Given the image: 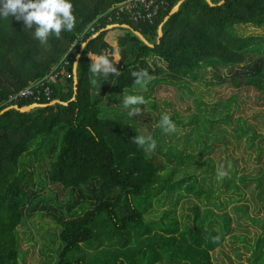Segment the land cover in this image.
Listing matches in <instances>:
<instances>
[{
  "label": "trees",
  "instance_id": "1",
  "mask_svg": "<svg viewBox=\"0 0 264 264\" xmlns=\"http://www.w3.org/2000/svg\"><path fill=\"white\" fill-rule=\"evenodd\" d=\"M124 1L72 0L74 29L62 31L59 38L49 36L45 44L34 38V29L25 27L22 20L0 18V264L24 262L18 227L37 212H48L59 227L55 264H213L215 250L225 243L228 232L205 228L209 210L200 218L199 209H194L193 226L182 230L175 219L171 224L146 220L154 201L176 206L185 196L205 192L196 176L179 178L190 158L162 139L159 120L168 113L148 102L141 105L138 121L125 113L120 101L125 92L145 96L134 87L131 76L143 68L149 70L153 84L229 83L237 90L252 87L264 94V36L243 38L235 33L239 25L264 27V0H211L213 7L205 0H185L164 24L161 39L159 26L182 0H166L168 6L152 24L127 17L108 21L110 11ZM111 25L130 26L153 47L144 45L130 30H108ZM113 53L119 55L115 66L121 75L95 76L90 71L93 58H111ZM67 54L68 66L51 85L50 100L41 95L39 101L8 104L10 95L45 80ZM151 57L166 69L151 65ZM75 63L77 94L70 102L75 93ZM55 100L70 103L29 113L5 111ZM174 116L170 115L179 125ZM152 125L157 148L147 152L132 139L148 135ZM28 154L41 164L37 179L24 169ZM49 186L57 192L50 189L48 195L39 194ZM61 191L66 193L65 202L59 200ZM256 197L264 203L261 192ZM247 210L246 205L234 208L253 220ZM224 218L229 231L232 220L227 214ZM217 236L220 239L215 241Z\"/></svg>",
  "mask_w": 264,
  "mask_h": 264
},
{
  "label": "rangeland",
  "instance_id": "2",
  "mask_svg": "<svg viewBox=\"0 0 264 264\" xmlns=\"http://www.w3.org/2000/svg\"><path fill=\"white\" fill-rule=\"evenodd\" d=\"M235 33L243 38L263 37L264 27L239 25L235 27ZM112 41L115 43V38ZM148 61L166 69V65L155 57ZM144 93L149 103L175 115L181 122L176 124L177 131L169 137L162 131V139L178 151H185L186 158H190L179 178L196 176L206 194L185 196L176 206L154 201L146 220L171 224L175 219L182 230L184 226H193L194 209H199L200 218L209 210L210 222L206 224V230L218 234L228 232L223 247L214 252L213 264H264V203L258 202L256 197L259 192L264 196V94L252 87L237 90L229 83L191 81L150 82ZM154 127L152 125L148 134L152 138ZM221 164L226 168L231 166L228 176L223 179L217 177ZM24 169L34 173V179H37L41 164L34 159V154L26 155ZM50 189L57 192L49 186L39 194L48 195ZM60 193L59 200L65 202L66 193ZM243 205L248 207L247 216L253 220L234 211ZM48 214L37 212L18 227L25 254V260L20 264L56 263L59 227ZM225 214L232 220L229 231L224 225Z\"/></svg>",
  "mask_w": 264,
  "mask_h": 264
},
{
  "label": "clouds",
  "instance_id": "3",
  "mask_svg": "<svg viewBox=\"0 0 264 264\" xmlns=\"http://www.w3.org/2000/svg\"><path fill=\"white\" fill-rule=\"evenodd\" d=\"M7 17L22 20L25 27L34 29L33 36L41 44H45L51 35L59 38L62 31L71 32L76 24L72 0H0V18ZM118 61V53H113L111 58L108 55H99L93 58L90 71L97 77H119L121 71L115 66ZM131 76L134 78V87L140 92L146 91L153 79L147 68L134 70ZM120 103L123 109L127 110L128 116L134 117L142 113L141 105L147 106L148 101L143 94L125 92ZM158 126L167 134L177 131L176 123L168 114L160 116ZM132 143L147 152L157 148L156 140L150 135L137 134L133 137ZM230 167L228 165L226 168L221 164L217 170V177L219 179L227 177ZM213 239L218 241L220 238L217 236Z\"/></svg>",
  "mask_w": 264,
  "mask_h": 264
},
{
  "label": "built area",
  "instance_id": "4",
  "mask_svg": "<svg viewBox=\"0 0 264 264\" xmlns=\"http://www.w3.org/2000/svg\"><path fill=\"white\" fill-rule=\"evenodd\" d=\"M166 0H126L114 7L110 14L106 16L108 21L116 19L132 20L133 22H148L152 24L154 19L159 15L164 7H167ZM68 54L62 60L60 66L51 69L45 80L34 82L26 89L17 94L10 95L7 102L16 105L23 100L33 99L40 100L41 95L50 100L51 85L56 84L58 76L65 74V67L68 66ZM59 71V72H57Z\"/></svg>",
  "mask_w": 264,
  "mask_h": 264
},
{
  "label": "water",
  "instance_id": "5",
  "mask_svg": "<svg viewBox=\"0 0 264 264\" xmlns=\"http://www.w3.org/2000/svg\"><path fill=\"white\" fill-rule=\"evenodd\" d=\"M183 2H185V0H182L181 2H179L175 7H173V9H172V11L170 12V14H169V16L168 17H166L165 18V20L163 21V23L159 26V29H158V39H161L162 38V36H163V31H162V29H163V26H164V24L168 21V19L173 15V14H175L177 11H178V7H180L181 6V4L183 3ZM205 2L209 5V7H213L214 5L212 4V2H211V0H205ZM221 4H223V2L221 3ZM220 4V5H221ZM118 27H122V28H124V29H127V30H130V31H132L134 34H135V36H137L138 37V39L144 44V45H146V46H148V47H153L139 32H136V31H133L132 29H131V27L130 26H128V25H122V26H119V25H112V26H108L107 27V29L109 30V29H112V28H118ZM101 32H103V31H101ZM100 32V33H101ZM100 33H98V34H96V35H94V36H92L90 39H88V41L86 42V43H84L83 45H82V49L86 46V44L89 42V41H91V40H93V39H95ZM77 66H78V64L77 63H75L74 65H73V81H74V91H75V93H74V97H73V99L70 101V102H73L74 100H75V97H76V92H77ZM70 102H68V103H63V102H61V101H58V100H55V101H53V102H51L49 105H38V104H33V105H30V106H27V107H23V108H19L18 106H11V107H9V108H7L5 111H8V110H17V111H19L20 113H29V112H31L32 110H34V109H37V108H46V107H48V106H55V105H63V106H68L69 105V103ZM4 111V112H5ZM3 113V112H2Z\"/></svg>",
  "mask_w": 264,
  "mask_h": 264
}]
</instances>
